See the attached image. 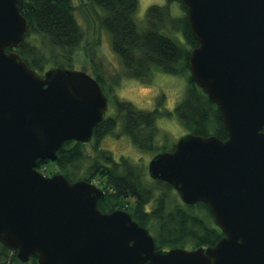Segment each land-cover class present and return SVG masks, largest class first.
<instances>
[{
	"label": "water",
	"instance_id": "obj_1",
	"mask_svg": "<svg viewBox=\"0 0 264 264\" xmlns=\"http://www.w3.org/2000/svg\"><path fill=\"white\" fill-rule=\"evenodd\" d=\"M183 1L198 40L189 74L227 136H180L150 158L148 173L182 202L207 203L223 236L156 250L128 212L99 209L96 184L37 169L66 141L88 142L108 99L84 70L29 66L15 50L28 20L18 0H0V243L20 261L36 253L38 264H264V0Z\"/></svg>",
	"mask_w": 264,
	"mask_h": 264
},
{
	"label": "trees",
	"instance_id": "obj_2",
	"mask_svg": "<svg viewBox=\"0 0 264 264\" xmlns=\"http://www.w3.org/2000/svg\"><path fill=\"white\" fill-rule=\"evenodd\" d=\"M174 1L181 8L179 16L171 14L170 3ZM89 2L106 12L102 24L111 34L112 49L120 56L126 76L148 81L154 66L166 73L183 75L186 80L185 92L175 105L173 113L188 133L203 136L213 134L225 139L227 132L220 109L209 100L189 74V51L198 45V40L187 23L184 1L167 0L163 5H150L146 11V27L142 30L135 25L133 15L138 0ZM18 6L28 20L25 39L15 48L21 58L39 74L47 67H65L60 63L72 61L84 36L82 27L74 18L72 0H18ZM162 29L180 32L185 45L164 34ZM49 63L51 64L47 65ZM94 79L103 90L104 81L100 74H96ZM114 101L117 106L116 115L105 116L93 128L92 138L96 140L94 150L99 156H94L87 165V174L78 173L82 161L90 158V155L84 152L85 143L74 140L66 141L58 149L55 161L38 159L37 169L42 170L43 167L47 168V164H51L58 169H50L49 174L62 173L69 180L85 179L90 182L98 177V187L104 192L98 201L99 209L103 212L115 209L128 212L132 219L147 228L153 236L156 250L166 251L175 247L193 249L215 244L223 236V232L215 225L207 203L182 202L170 183L152 179L137 162L125 156L116 161L110 151L97 147L101 139L112 133L117 122H120V129L142 152L156 154L166 151L155 138L158 134L156 118L160 111L171 114L169 110L161 109V106L153 110L140 109L132 102L116 97ZM157 103L160 104L161 101ZM173 146L174 144L168 150ZM98 158H102L104 163ZM0 264H38L37 254L31 255L29 261L22 262L18 259L16 250L0 243Z\"/></svg>",
	"mask_w": 264,
	"mask_h": 264
},
{
	"label": "rangeland",
	"instance_id": "obj_3",
	"mask_svg": "<svg viewBox=\"0 0 264 264\" xmlns=\"http://www.w3.org/2000/svg\"><path fill=\"white\" fill-rule=\"evenodd\" d=\"M166 1L138 0L136 12L133 14L137 28L142 30L146 27V11L150 5H163ZM72 3L74 4V18L82 27L84 36L74 52L73 60L63 61L60 64L68 68L84 70L94 78L96 74H100L104 81L103 90L108 99L105 116H115L117 113L114 97L130 101L140 109L153 110L157 106H161V109L169 110L171 114H164L160 111L157 115L158 134L155 137L157 143L160 146L163 145V148L167 151L180 136L182 137L188 133V130L182 126L173 113L175 105L179 103L184 95L185 77L166 73L157 66H152L148 81L127 77L120 56L112 49L111 34L102 24V19L106 14L104 9L96 4H91L89 0H72ZM170 11L173 16H179L182 13L179 4L175 1L170 3ZM161 31L175 38L180 44L185 45L180 32L173 33L163 29ZM160 101L161 103L158 104L157 102ZM120 128L121 123L117 122L113 132L106 134L97 147L100 150L110 151L116 161L121 156H125L129 160L137 162L145 174H148L147 165L154 153L139 150ZM95 144L96 140L94 139L85 143L83 149L86 154L90 155V158L82 161L79 175L87 174V165L92 162L94 156L95 158L99 156L94 150ZM98 160L104 163L102 158H98ZM49 167L47 168L58 169L51 164Z\"/></svg>",
	"mask_w": 264,
	"mask_h": 264
},
{
	"label": "flooded vegetation",
	"instance_id": "obj_4",
	"mask_svg": "<svg viewBox=\"0 0 264 264\" xmlns=\"http://www.w3.org/2000/svg\"><path fill=\"white\" fill-rule=\"evenodd\" d=\"M104 117H105V115H104ZM92 137H93V134H92ZM92 137H91L90 140H93ZM90 140H88V142H89ZM82 143H87V142H82ZM173 147H174V146H173ZM172 149H173V148H172ZM172 149H171V150H172ZM167 151H169V150H167ZM154 155H155V154H154ZM46 167L50 168L48 164H47ZM48 168L43 167V169L45 170V172H47V175H48V176L53 175L54 173H50V174H49L50 169H48ZM57 173H58V172H57ZM76 180H79V179H76ZM71 181H75V180H71ZM87 181H88V180H87ZM98 181H99L98 177H94V178L92 179V181H90V182H92V183L96 184L97 186H99V183H100V182H98Z\"/></svg>",
	"mask_w": 264,
	"mask_h": 264
}]
</instances>
